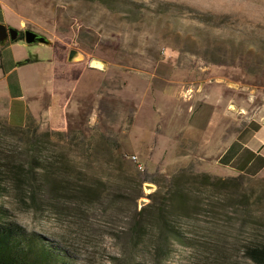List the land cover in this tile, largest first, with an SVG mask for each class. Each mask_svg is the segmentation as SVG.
Here are the masks:
<instances>
[{
	"label": "rangeland",
	"instance_id": "1",
	"mask_svg": "<svg viewBox=\"0 0 264 264\" xmlns=\"http://www.w3.org/2000/svg\"><path fill=\"white\" fill-rule=\"evenodd\" d=\"M129 1L135 20L120 4L0 0V22L51 43L0 48V264H264V178L212 164L261 112L264 0ZM59 50L85 69L64 118L113 135L125 159L78 233L32 221L31 130L6 124L31 96L47 103ZM29 116L50 129L41 107Z\"/></svg>",
	"mask_w": 264,
	"mask_h": 264
},
{
	"label": "trees",
	"instance_id": "2",
	"mask_svg": "<svg viewBox=\"0 0 264 264\" xmlns=\"http://www.w3.org/2000/svg\"><path fill=\"white\" fill-rule=\"evenodd\" d=\"M85 1L105 8L120 4L124 13H132L131 20L137 16L133 11L140 8L129 0ZM158 11H165V5H160ZM22 37L16 41H22ZM65 120L64 131L39 132L32 118L26 117L24 126L31 132L23 175L24 198L31 207L33 222L54 220L65 231L78 233L97 201L119 181L114 171L122 172L125 159L113 135L89 128L84 121L73 123L67 114ZM128 120L131 125L132 117Z\"/></svg>",
	"mask_w": 264,
	"mask_h": 264
},
{
	"label": "crops",
	"instance_id": "3",
	"mask_svg": "<svg viewBox=\"0 0 264 264\" xmlns=\"http://www.w3.org/2000/svg\"><path fill=\"white\" fill-rule=\"evenodd\" d=\"M69 52L68 50L66 54H63L59 50L57 60L51 61L52 75L57 85L50 86L47 92L42 91L39 93L45 92L47 94V103L42 105L40 97L31 96L32 102L30 105L27 103V105L23 106V117L18 122L8 117L6 120L7 126L12 125L16 128L24 126L26 117L33 113L37 114L38 108L41 107L44 116L47 118V126L50 130L63 131L65 129L64 113L66 107L78 85L80 77L85 72L84 66L80 67L79 70H74V68L70 67L73 64H81L83 62H67ZM260 109L261 112L258 117L252 119L246 117L247 122L243 124L242 129L230 136L222 151L213 158V166L218 165L224 171L235 172L247 177L264 178V101ZM58 116H60L61 121L58 120ZM239 116V119L244 118L242 114Z\"/></svg>",
	"mask_w": 264,
	"mask_h": 264
},
{
	"label": "water",
	"instance_id": "4",
	"mask_svg": "<svg viewBox=\"0 0 264 264\" xmlns=\"http://www.w3.org/2000/svg\"><path fill=\"white\" fill-rule=\"evenodd\" d=\"M19 37V31L11 28V27H6L2 22H0V48H4L8 43H13L16 41V39ZM24 44L26 45H46L50 46L51 43L49 40H47L45 37L38 35L36 32L32 30H25L23 32V38H22ZM83 57L82 55L76 51V50H71L68 53L67 56V62L69 63H75L80 60H82Z\"/></svg>",
	"mask_w": 264,
	"mask_h": 264
},
{
	"label": "flooded vegetation",
	"instance_id": "5",
	"mask_svg": "<svg viewBox=\"0 0 264 264\" xmlns=\"http://www.w3.org/2000/svg\"><path fill=\"white\" fill-rule=\"evenodd\" d=\"M19 37H20V34H19ZM19 37H18V38H19Z\"/></svg>",
	"mask_w": 264,
	"mask_h": 264
}]
</instances>
